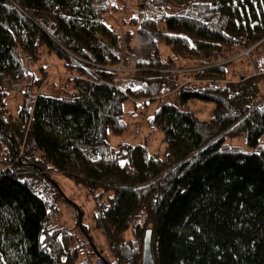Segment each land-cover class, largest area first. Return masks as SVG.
Here are the masks:
<instances>
[{"label": "trees", "instance_id": "obj_1", "mask_svg": "<svg viewBox=\"0 0 264 264\" xmlns=\"http://www.w3.org/2000/svg\"><path fill=\"white\" fill-rule=\"evenodd\" d=\"M102 1L0 0V264H94L77 261L81 247L96 248L93 228L109 245L105 264H141L148 230L155 264H264V145L252 153L225 146L243 132L257 146L264 135L256 62L264 0H142L143 15L129 19L136 37L105 23ZM160 21L168 59L156 40ZM42 45L65 60L70 96L32 94L46 79L26 61H37ZM253 47L257 76L228 81L231 59ZM18 84L23 103L14 111L6 99ZM174 91L181 104L162 105L152 119L164 133L163 156L145 145L111 146L110 132L126 129L127 101ZM191 98L215 104L211 120L182 110ZM54 171L114 190L93 227L76 228L88 244L58 220L65 195Z\"/></svg>", "mask_w": 264, "mask_h": 264}, {"label": "rangeland", "instance_id": "obj_2", "mask_svg": "<svg viewBox=\"0 0 264 264\" xmlns=\"http://www.w3.org/2000/svg\"><path fill=\"white\" fill-rule=\"evenodd\" d=\"M141 2L142 0H103L100 15L103 17L105 23L117 33L123 35L126 31H130L136 37L138 32L137 25L130 23L129 19L143 15L144 12L140 6ZM167 33L165 21H160L156 33V40L163 59H168V56L172 52L170 46L166 43ZM253 49L254 47L247 49L231 59L235 61L227 67L226 73L228 81L237 82L257 76V65L250 56V52ZM38 50L39 59L32 62L26 61V65L37 79L46 80L42 82V86L34 84L31 88L32 94L36 95L42 92L52 97L70 96V93L74 90L72 87H66L67 76L71 71L66 67L65 60L55 54L49 53L45 45L40 46ZM260 51L262 52L261 49ZM257 55L254 54V57ZM231 60L221 62L218 65L231 62ZM256 62L259 67L261 65L260 69H264V55H260ZM114 69L118 71L119 78L122 79L126 76L124 69L120 67ZM72 71L76 73L77 69L72 68ZM11 89L13 91L10 97L6 99V104L15 111L17 105L23 103L21 94L22 84L13 85ZM164 104L179 106L181 104L179 93L174 91L156 100L127 101L124 104V113L122 116L126 129L122 134H113L110 132L111 146L116 148L121 143L145 145L150 154H160L163 156L166 151L164 133L152 123V119ZM182 110L192 112L200 121H209L213 117L215 104L210 101L191 98L184 103ZM263 145L264 135L259 139L257 146H250L247 132H243L235 137H227L225 140L226 150H238L245 153L259 152ZM3 158H5V153L0 145V160ZM50 174L61 186L65 195L64 200L60 203L62 210L59 212L58 220L72 231L79 227L80 221L83 225L92 228L97 206L109 204L110 198L114 195V190L105 188L93 190L86 182L74 179L68 175L55 171ZM79 208L82 212H80ZM76 233L79 240L84 244H88V237L81 228L76 229ZM91 234L96 248H92L90 243L81 247L79 249V257L77 258L78 263H82L86 259H89L91 263H95L96 255H102L101 252L108 260H111L109 245L103 233L93 228ZM125 238L127 240L135 239L133 226L126 232Z\"/></svg>", "mask_w": 264, "mask_h": 264}, {"label": "water", "instance_id": "obj_3", "mask_svg": "<svg viewBox=\"0 0 264 264\" xmlns=\"http://www.w3.org/2000/svg\"><path fill=\"white\" fill-rule=\"evenodd\" d=\"M141 264H155L152 248V231L148 230L143 240V259Z\"/></svg>", "mask_w": 264, "mask_h": 264}, {"label": "built area", "instance_id": "obj_4", "mask_svg": "<svg viewBox=\"0 0 264 264\" xmlns=\"http://www.w3.org/2000/svg\"><path fill=\"white\" fill-rule=\"evenodd\" d=\"M96 262H97V264H103L104 263V259L103 258H101V256H100V254H98V256L96 255Z\"/></svg>", "mask_w": 264, "mask_h": 264}, {"label": "bare ground", "instance_id": "obj_5", "mask_svg": "<svg viewBox=\"0 0 264 264\" xmlns=\"http://www.w3.org/2000/svg\"><path fill=\"white\" fill-rule=\"evenodd\" d=\"M153 256H154V254H153ZM101 258H103V257H101ZM94 264H97V262H96V260H95V263ZM103 264H105V261H104V263Z\"/></svg>", "mask_w": 264, "mask_h": 264}]
</instances>
